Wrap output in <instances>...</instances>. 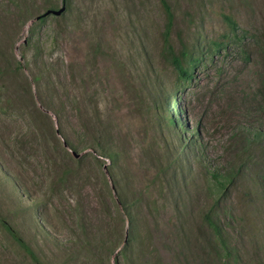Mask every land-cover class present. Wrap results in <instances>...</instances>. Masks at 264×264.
I'll return each instance as SVG.
<instances>
[{"label":"rangeland","instance_id":"obj_1","mask_svg":"<svg viewBox=\"0 0 264 264\" xmlns=\"http://www.w3.org/2000/svg\"><path fill=\"white\" fill-rule=\"evenodd\" d=\"M167 1L188 79L161 0H0V264H264V0Z\"/></svg>","mask_w":264,"mask_h":264},{"label":"trees","instance_id":"obj_2","mask_svg":"<svg viewBox=\"0 0 264 264\" xmlns=\"http://www.w3.org/2000/svg\"><path fill=\"white\" fill-rule=\"evenodd\" d=\"M162 1V5L163 8L166 12V23H165V32L163 34V41H164V48L162 51L163 56L174 66V68L176 69V71L179 74L180 78L183 79H188L192 76V67H193V62L195 61V59L191 58L189 55V52L187 50V47L185 44L182 45V49L179 53H177L174 49L173 44L171 43L170 40V33H171V29L173 27V23H174V13H173V9L171 8L170 4L168 3L167 0H161ZM45 17H47V15L42 14L40 16L39 19H45ZM226 19L230 22L231 26H233V30L236 31L237 29V25L236 23L230 19L229 16H226ZM260 94L263 98L264 101V70H263V77H262V82H261V89H260ZM172 104L174 106H176L178 103H176L175 101L172 102ZM180 110L177 113L178 119H176L173 115L170 118V121L175 123L176 125L182 124V119H181V114L182 113H186L185 110V106L184 105H180ZM196 131H198V128H196ZM216 178H218V186L220 189H226L227 185H228V181H229V177H221L218 175H214ZM128 214H130L129 210L127 209ZM207 220L209 221V224L214 228V231L218 237V239L221 241V243L225 244V242L223 241V233L221 231V229L217 226L216 223V219L213 218L210 215H207ZM7 229L11 232V234L16 237L21 243L22 245L25 247V249H27L31 254H33V252L31 251V249L24 243V241L17 236V234L12 230V228L10 226H7ZM231 254V252H230ZM229 254V256H230Z\"/></svg>","mask_w":264,"mask_h":264},{"label":"water","instance_id":"obj_3","mask_svg":"<svg viewBox=\"0 0 264 264\" xmlns=\"http://www.w3.org/2000/svg\"><path fill=\"white\" fill-rule=\"evenodd\" d=\"M65 9H66L65 6L59 9H49L44 13V15H49V14L61 15L65 11ZM38 18H40V16Z\"/></svg>","mask_w":264,"mask_h":264}]
</instances>
